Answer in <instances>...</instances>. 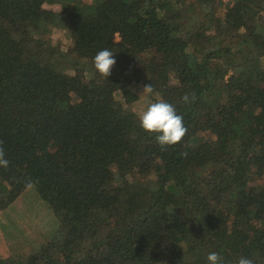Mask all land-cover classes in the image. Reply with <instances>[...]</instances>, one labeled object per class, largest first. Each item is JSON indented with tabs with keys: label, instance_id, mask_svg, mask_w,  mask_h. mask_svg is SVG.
Listing matches in <instances>:
<instances>
[{
	"label": "trees",
	"instance_id": "obj_1",
	"mask_svg": "<svg viewBox=\"0 0 264 264\" xmlns=\"http://www.w3.org/2000/svg\"><path fill=\"white\" fill-rule=\"evenodd\" d=\"M262 59L264 0H0V213L29 195L59 220L0 264H264ZM150 84L188 129L166 150Z\"/></svg>",
	"mask_w": 264,
	"mask_h": 264
},
{
	"label": "rangeland",
	"instance_id": "obj_2",
	"mask_svg": "<svg viewBox=\"0 0 264 264\" xmlns=\"http://www.w3.org/2000/svg\"><path fill=\"white\" fill-rule=\"evenodd\" d=\"M60 45L66 53L72 50L66 39ZM262 64L264 67V59ZM143 89H135L139 93L135 102L138 112L154 102V94H143ZM29 197L19 196L4 213H0V257L34 253L56 236L58 217L45 200Z\"/></svg>",
	"mask_w": 264,
	"mask_h": 264
},
{
	"label": "clouds",
	"instance_id": "obj_3",
	"mask_svg": "<svg viewBox=\"0 0 264 264\" xmlns=\"http://www.w3.org/2000/svg\"><path fill=\"white\" fill-rule=\"evenodd\" d=\"M116 62L114 53L107 48L98 51L93 57L96 72L105 78L111 75V70ZM152 92L151 84L144 86L143 94H151ZM181 100L185 104H190L195 101V95L189 96L186 93ZM137 117L140 127L146 133L156 134L155 139L162 150H166L167 146L180 143L188 132L183 115L177 113L173 104L162 99L148 104L145 110L137 114ZM9 163L2 142H0V167L7 168ZM207 261L208 264H225L223 257L217 252L209 253ZM236 264H255V261L252 258L240 257Z\"/></svg>",
	"mask_w": 264,
	"mask_h": 264
}]
</instances>
